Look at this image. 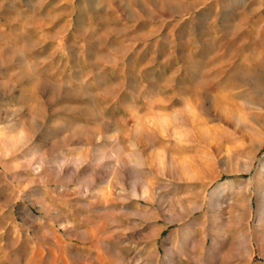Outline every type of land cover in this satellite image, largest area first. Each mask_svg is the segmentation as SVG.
I'll return each instance as SVG.
<instances>
[{
	"label": "rangeland",
	"instance_id": "1",
	"mask_svg": "<svg viewBox=\"0 0 264 264\" xmlns=\"http://www.w3.org/2000/svg\"><path fill=\"white\" fill-rule=\"evenodd\" d=\"M263 162L264 0H0V264H264Z\"/></svg>",
	"mask_w": 264,
	"mask_h": 264
},
{
	"label": "bare ground",
	"instance_id": "2",
	"mask_svg": "<svg viewBox=\"0 0 264 264\" xmlns=\"http://www.w3.org/2000/svg\"><path fill=\"white\" fill-rule=\"evenodd\" d=\"M261 81V80H260ZM258 85V84H257ZM262 85V84H261ZM255 89V88H254ZM9 132V131H8ZM7 134V133H6ZM5 135V134H4ZM258 181H261V179L264 176V162L260 164L258 168ZM258 191V189H257ZM226 193V190L224 188L216 187L210 192V195L207 198V201L209 203V206H219L221 203V197ZM261 196V195H260ZM264 215V211H263Z\"/></svg>",
	"mask_w": 264,
	"mask_h": 264
}]
</instances>
